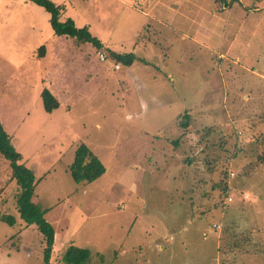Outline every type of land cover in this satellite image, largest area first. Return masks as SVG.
<instances>
[{"label": "rangeland", "instance_id": "obj_1", "mask_svg": "<svg viewBox=\"0 0 264 264\" xmlns=\"http://www.w3.org/2000/svg\"><path fill=\"white\" fill-rule=\"evenodd\" d=\"M51 1L65 6L60 21L149 64L117 66L54 35L29 0H0V124L40 179L32 201L56 230L51 264L69 246L89 249L87 264H264V0L223 11L173 0L170 14L149 11L156 0ZM44 88L59 103L51 113ZM207 130L211 146L191 154ZM81 143L105 168L89 184L68 174ZM224 179L227 196L212 190ZM17 194L0 155V217L15 218L0 221V264H42Z\"/></svg>", "mask_w": 264, "mask_h": 264}, {"label": "trees", "instance_id": "obj_2", "mask_svg": "<svg viewBox=\"0 0 264 264\" xmlns=\"http://www.w3.org/2000/svg\"><path fill=\"white\" fill-rule=\"evenodd\" d=\"M34 5L42 8L49 15V25L54 35L58 37H66L73 39L76 43H89L96 51L105 50L108 54V58L113 61L117 66L131 67L135 62L149 65L143 59L138 58L134 53H117L109 48L105 47L97 37L93 36L87 26L77 27L74 21L70 18H66L64 21H60V17L65 12L64 5H57L51 0H29ZM233 1V0H232ZM219 8H228V3L225 0H216ZM151 22H148L143 32L147 29V26ZM143 37L142 33L136 36V39ZM40 49H44L41 47ZM40 98L43 106V110L46 113H51L59 107V103L56 98L47 90L43 89L40 93ZM189 112L183 116V123L180 126L183 129L189 127ZM209 132V134H208ZM211 131L207 130L206 135L200 136L195 142L194 148L191 150L193 154L194 149H197L203 145V148H208L210 143L208 137L211 136ZM223 143H225L223 141ZM176 147L179 145V140L173 143ZM193 144L191 146H193ZM211 146V145H210ZM188 152V155L190 154ZM0 155L9 162L11 168V178L18 186V194L15 199V211L18 219L23 223L25 228L30 226L35 227L42 235L43 250H42V264H51V252L54 245V228L44 218L48 209H43L39 205H36L32 201V197L35 191V187L40 182V179H36L32 171L25 166L22 155L16 151L11 145L10 139L7 133L4 131L0 124ZM264 155V154H262ZM235 157V152L230 158ZM258 157V156H257ZM189 160V159H188ZM258 160V158H257ZM228 163V162H227ZM105 173V168L100 162L99 158L84 144L78 145L74 151V157L70 165L68 166V174L75 184L80 183H93L99 179ZM223 175L228 177L226 169L220 170L219 176ZM222 185L215 184L212 190L217 189L227 196L229 192L228 180H220ZM223 198V197H222ZM0 221L8 226L15 225V218L12 215H2ZM91 256V251L87 248H78L75 246H69L63 253L61 261L63 264H87Z\"/></svg>", "mask_w": 264, "mask_h": 264}, {"label": "crops", "instance_id": "obj_3", "mask_svg": "<svg viewBox=\"0 0 264 264\" xmlns=\"http://www.w3.org/2000/svg\"><path fill=\"white\" fill-rule=\"evenodd\" d=\"M154 3V4H153ZM152 5L149 7V11H154L157 10V12H159L160 14H170V10L172 9V6H175V4L173 3V0H156L155 2L153 1ZM159 9V10H158ZM223 10H227V8L222 7L220 8V11ZM158 14V13H157ZM159 16V15H158ZM157 18V15H154V19ZM153 20V19H152ZM64 21V20H63ZM207 33H211L212 30H207ZM208 38V37H206ZM133 53V52H132ZM135 54V53H134ZM136 55V54H135ZM142 64V63H141ZM144 65V64H143ZM22 160H23V155H22ZM247 195H245L244 197H246ZM44 209H48V211L45 213L44 218L46 216V214L49 212V208H44ZM46 219V218H45ZM58 220V219H57ZM47 221V220H46ZM53 227V226H52ZM55 237H56V230H54V242H55ZM241 252V251H240ZM52 255H53V249H52ZM51 260V258H50Z\"/></svg>", "mask_w": 264, "mask_h": 264}, {"label": "built area", "instance_id": "obj_4", "mask_svg": "<svg viewBox=\"0 0 264 264\" xmlns=\"http://www.w3.org/2000/svg\"><path fill=\"white\" fill-rule=\"evenodd\" d=\"M98 58H99L100 61H104V59H105V57H104L103 54H99V55H98ZM117 68H118V67H117ZM231 175H232V174H231ZM228 201H231V199L228 198ZM213 227H214V228H219V227H216L215 225H214Z\"/></svg>", "mask_w": 264, "mask_h": 264}]
</instances>
